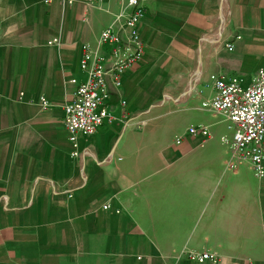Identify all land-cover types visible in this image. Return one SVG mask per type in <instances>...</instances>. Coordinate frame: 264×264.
<instances>
[{
    "label": "crops",
    "instance_id": "1",
    "mask_svg": "<svg viewBox=\"0 0 264 264\" xmlns=\"http://www.w3.org/2000/svg\"><path fill=\"white\" fill-rule=\"evenodd\" d=\"M127 2L0 0V264H264V172L224 174L233 126L204 105L264 68V0H141L143 60L108 82L113 119L74 157L82 44Z\"/></svg>",
    "mask_w": 264,
    "mask_h": 264
},
{
    "label": "built area",
    "instance_id": "2",
    "mask_svg": "<svg viewBox=\"0 0 264 264\" xmlns=\"http://www.w3.org/2000/svg\"><path fill=\"white\" fill-rule=\"evenodd\" d=\"M145 8L141 0H128L125 13H119L115 22L102 29L97 42L82 44L80 71L86 79L75 83L70 101L63 104V123L73 146L72 156L77 157V135H93L105 121L113 119L108 103L110 93L108 82L117 88L122 85L124 74L142 62L146 44L142 38L139 23ZM233 50L232 43L225 44ZM214 96L204 105L217 114L227 117L233 126L230 147L239 162L251 165L255 175L264 172V68L254 76L249 86H243L237 77H220L213 85ZM125 102L122 101L121 104ZM40 107L49 109L50 102L41 96ZM191 137L202 142L213 135L206 126L195 125L187 129ZM183 135L176 138L180 144ZM187 255L203 262L214 258L206 253L187 250Z\"/></svg>",
    "mask_w": 264,
    "mask_h": 264
},
{
    "label": "rangeland",
    "instance_id": "3",
    "mask_svg": "<svg viewBox=\"0 0 264 264\" xmlns=\"http://www.w3.org/2000/svg\"><path fill=\"white\" fill-rule=\"evenodd\" d=\"M223 129L226 133L230 134V128L228 126V124H224L223 125ZM229 137V135H227ZM225 165H224V174L227 172L230 173H236L239 172L240 170L244 169L246 172H249L248 170V165L246 162H239V160H237L235 158V156L233 155L231 149H230V155L228 156V158L225 160ZM245 172V173H246Z\"/></svg>",
    "mask_w": 264,
    "mask_h": 264
}]
</instances>
